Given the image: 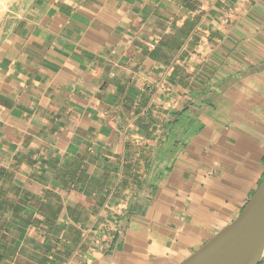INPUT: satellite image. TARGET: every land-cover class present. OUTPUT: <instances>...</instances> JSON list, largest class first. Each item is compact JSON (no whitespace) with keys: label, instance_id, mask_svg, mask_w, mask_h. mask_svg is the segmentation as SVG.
Listing matches in <instances>:
<instances>
[{"label":"crops","instance_id":"crops-1","mask_svg":"<svg viewBox=\"0 0 264 264\" xmlns=\"http://www.w3.org/2000/svg\"><path fill=\"white\" fill-rule=\"evenodd\" d=\"M263 180L264 0L0 8V264H180Z\"/></svg>","mask_w":264,"mask_h":264},{"label":"water","instance_id":"water-1","mask_svg":"<svg viewBox=\"0 0 264 264\" xmlns=\"http://www.w3.org/2000/svg\"><path fill=\"white\" fill-rule=\"evenodd\" d=\"M264 257V180L240 215L180 264H260Z\"/></svg>","mask_w":264,"mask_h":264},{"label":"built area","instance_id":"built-area-1","mask_svg":"<svg viewBox=\"0 0 264 264\" xmlns=\"http://www.w3.org/2000/svg\"><path fill=\"white\" fill-rule=\"evenodd\" d=\"M8 0H0V8L5 6Z\"/></svg>","mask_w":264,"mask_h":264}]
</instances>
